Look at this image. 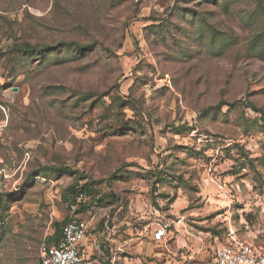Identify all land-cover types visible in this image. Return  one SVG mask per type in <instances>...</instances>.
Here are the masks:
<instances>
[{
    "label": "rangeland",
    "instance_id": "374dc122",
    "mask_svg": "<svg viewBox=\"0 0 264 264\" xmlns=\"http://www.w3.org/2000/svg\"><path fill=\"white\" fill-rule=\"evenodd\" d=\"M80 187L166 225L147 264L264 250V0H0V264H38Z\"/></svg>",
    "mask_w": 264,
    "mask_h": 264
},
{
    "label": "built area",
    "instance_id": "2783aa9c",
    "mask_svg": "<svg viewBox=\"0 0 264 264\" xmlns=\"http://www.w3.org/2000/svg\"><path fill=\"white\" fill-rule=\"evenodd\" d=\"M88 201L89 197L79 189L65 194L67 219L60 226L58 241L41 245L38 264H85L84 241L88 234V224L77 211ZM165 235V228L160 227L154 234V240H160ZM206 264H264V250L231 237L213 252Z\"/></svg>",
    "mask_w": 264,
    "mask_h": 264
},
{
    "label": "crops",
    "instance_id": "0c3cea01",
    "mask_svg": "<svg viewBox=\"0 0 264 264\" xmlns=\"http://www.w3.org/2000/svg\"><path fill=\"white\" fill-rule=\"evenodd\" d=\"M87 218H84V216ZM87 221L88 234L84 241L85 264H147L145 257L152 255L155 260L164 257L166 248V235L160 240H154L153 235L160 228L166 225L156 224L153 234L147 240L137 236L132 227L119 228L111 223L108 211L95 212L87 211L79 214ZM125 225H129L126 222ZM58 238L53 242H57Z\"/></svg>",
    "mask_w": 264,
    "mask_h": 264
},
{
    "label": "trees",
    "instance_id": "16d2710c",
    "mask_svg": "<svg viewBox=\"0 0 264 264\" xmlns=\"http://www.w3.org/2000/svg\"><path fill=\"white\" fill-rule=\"evenodd\" d=\"M24 49H25V51H28V52H33V51H36V47H31V46H29V45H25L24 46ZM58 172H60V173H62V174H70V175H74V174H76V173H74V172H71L70 170H67V169H65V170H58ZM75 190H77V189H73V190H70L69 192H73V191H75ZM79 190H81V191H84L85 193H86V195L87 196H90V188H88L87 190H86V188H84V187H80L79 188ZM65 198V195H64V197H63V199ZM89 199L91 200V198L89 197ZM92 201V200H91ZM90 204V203H89ZM84 207H86L85 206V204L84 205H81L80 207H79V209H78V213H81L82 211H83V209L82 208H84Z\"/></svg>",
    "mask_w": 264,
    "mask_h": 264
},
{
    "label": "water",
    "instance_id": "95a60500",
    "mask_svg": "<svg viewBox=\"0 0 264 264\" xmlns=\"http://www.w3.org/2000/svg\"><path fill=\"white\" fill-rule=\"evenodd\" d=\"M15 91V90H14Z\"/></svg>",
    "mask_w": 264,
    "mask_h": 264
}]
</instances>
